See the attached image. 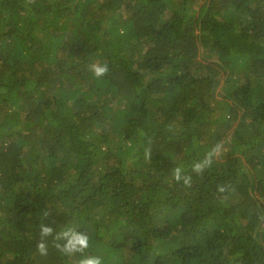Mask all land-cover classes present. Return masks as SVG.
Returning <instances> with one entry per match:
<instances>
[{"label":"trees","instance_id":"obj_1","mask_svg":"<svg viewBox=\"0 0 264 264\" xmlns=\"http://www.w3.org/2000/svg\"><path fill=\"white\" fill-rule=\"evenodd\" d=\"M87 256L264 264V0H0V264Z\"/></svg>","mask_w":264,"mask_h":264},{"label":"clouds","instance_id":"obj_2","mask_svg":"<svg viewBox=\"0 0 264 264\" xmlns=\"http://www.w3.org/2000/svg\"><path fill=\"white\" fill-rule=\"evenodd\" d=\"M90 71L95 78H102L106 76L109 72V67L107 64L94 63L90 66ZM221 145H215L208 153L205 154L204 160L202 162H197L193 165L192 171L198 174L202 173L205 168L210 167L212 163L213 156H219ZM172 178L176 182H183L185 186L191 185V176L185 175L181 167H176L172 170ZM219 192L223 193L225 188L218 186ZM49 212H44V217L49 216ZM40 239L37 241L36 250L37 252L44 256L47 255L48 247L46 238L50 237L54 233V229L46 223H42L40 226ZM55 247L63 254H75L82 253L89 246V237L84 232H79L75 230H68L56 234L55 236ZM61 241H63L61 243ZM79 264H102V259L98 256H87L80 260Z\"/></svg>","mask_w":264,"mask_h":264}]
</instances>
